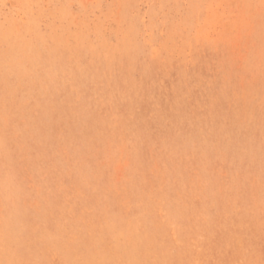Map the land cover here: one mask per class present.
<instances>
[{"label":"rangeland","instance_id":"obj_1","mask_svg":"<svg viewBox=\"0 0 264 264\" xmlns=\"http://www.w3.org/2000/svg\"><path fill=\"white\" fill-rule=\"evenodd\" d=\"M0 264H264V0H0Z\"/></svg>","mask_w":264,"mask_h":264}]
</instances>
